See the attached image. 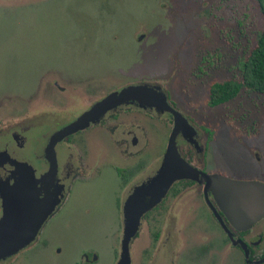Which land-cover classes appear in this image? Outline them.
<instances>
[{"label":"rangeland","instance_id":"rangeland-1","mask_svg":"<svg viewBox=\"0 0 264 264\" xmlns=\"http://www.w3.org/2000/svg\"><path fill=\"white\" fill-rule=\"evenodd\" d=\"M262 25L256 0H0V119L18 120L35 140L33 115L46 113L59 125L76 95L90 100L129 82L159 79L188 119L216 126L199 167L241 179L251 144L264 152V93L241 88L225 103L253 110L262 135L251 139L210 118L207 86L240 80L236 63ZM53 81L65 87L58 90ZM166 134L155 123L151 156L162 151ZM37 147L31 140L30 148ZM111 162L117 159L104 156L99 175L61 207L34 264H72L84 251L94 252L97 264H114L125 188L113 178Z\"/></svg>","mask_w":264,"mask_h":264},{"label":"flooded vegetation","instance_id":"flooded-vegetation-1","mask_svg":"<svg viewBox=\"0 0 264 264\" xmlns=\"http://www.w3.org/2000/svg\"><path fill=\"white\" fill-rule=\"evenodd\" d=\"M241 60L236 63L238 72ZM239 79L228 80L241 82L240 72ZM211 83L207 86L205 101L212 107L209 108L213 111L210 118L215 123L222 121L241 137L254 139L262 135V127L252 116L253 110L234 109L225 103L232 100L241 88L257 93L264 91L241 85L232 97L217 104H209L208 88ZM52 84L58 90L65 87L56 81ZM141 84L156 87L165 96L166 103L179 112L192 128L193 134L190 136H183L181 132L176 134L175 146L179 156L198 171L195 176L173 180L160 200L139 215L137 226L124 247L127 257L124 262L123 206L133 188L153 176L158 169L173 126L172 114L166 110L158 111L148 104H139L136 100L112 106L85 127L54 143L56 167L51 176L46 175L49 162L45 157V148L52 133L75 120L107 94L97 95L90 100H82L76 95L72 97V102L67 100L65 111L59 112L66 113L69 118L59 125L52 120L54 118H46V113L33 115L34 122L31 124L37 133L35 140L34 137L27 138L24 127L18 126V120L8 122L9 119L1 118L0 159L8 156L31 167L34 183L28 186L26 192H22L39 205L32 212L45 216L32 240L0 259V264H34V258L49 245L46 236L48 225L80 184L99 175L103 169L104 156L117 159V163L111 162L108 166L111 167L113 178L125 188L119 202L121 227L114 264H264V206L260 210L262 195L249 191L241 194L236 204L224 201L225 194L218 192L219 187L206 184L204 176L199 173L206 175L214 172L206 169L204 163L202 167L199 166L216 126H209L204 118L198 117L201 122L195 118L188 119L159 79L129 82L110 92ZM40 105L48 106V101L43 100ZM69 111L75 112L69 115ZM155 123H159L164 132L167 130V134L162 151L153 157L147 152V146L148 134ZM31 140L37 141L39 147L30 148ZM251 146L254 151L245 162L249 171L240 180L254 181L262 186L264 192V152L257 151L254 144ZM13 170L14 166L7 160H0V218L7 211L6 205L10 198L20 195V191L14 194L4 189L16 177L13 176ZM22 173L25 176L19 179L28 177L23 169ZM23 193L21 198L25 197ZM72 264H97V257L94 252L84 251Z\"/></svg>","mask_w":264,"mask_h":264},{"label":"water","instance_id":"water-1","mask_svg":"<svg viewBox=\"0 0 264 264\" xmlns=\"http://www.w3.org/2000/svg\"><path fill=\"white\" fill-rule=\"evenodd\" d=\"M136 100L139 104H148L154 106L158 111H169L173 116V126L168 135L165 151L162 156V161L156 170L155 174L146 181L135 186L132 192L128 195L123 206V238L122 261L126 262V250L124 249L128 238L134 232L139 215L147 208L153 206L163 196L170 183L179 178H193L198 172L193 167L188 165L178 154L175 146V136L181 132L183 136L193 134L192 128L187 124L181 114L173 110L165 101V96L154 87H149L144 84L128 85L121 88L119 91H113L104 96L100 101L95 103L90 109L80 114L75 120L67 125L57 129L50 136L49 142L45 148V157L49 162V167L46 175H53L56 167L53 145L66 135L85 127L89 121H94L99 115L107 109L117 104ZM1 155V153H0ZM0 160H7L14 166L12 171L13 176L16 175L11 185L5 186L4 189L16 194L20 191L17 197H11L7 202L6 211L0 218V259L14 253L20 247L27 244L34 237L39 225L45 214L32 212V209L38 208V204L33 201L25 193L28 186L33 182L31 167L25 162H18L7 157H2ZM28 173V177L23 180L20 176H25L22 173ZM206 184H213L219 187L218 192L225 194L224 201L238 203L241 199L240 195L246 192H253L262 195V204L260 210L264 206V192L261 185L254 181H246L233 179L217 173L203 174ZM30 179V180H29ZM0 182V190H2ZM5 184V182H4ZM23 191V192H22ZM24 198H21V194ZM31 210V211H30Z\"/></svg>","mask_w":264,"mask_h":264},{"label":"trees","instance_id":"trees-1","mask_svg":"<svg viewBox=\"0 0 264 264\" xmlns=\"http://www.w3.org/2000/svg\"><path fill=\"white\" fill-rule=\"evenodd\" d=\"M256 2L262 15L263 25L254 46L238 64L241 82L226 80L211 83L208 88L209 104H217L232 97L241 85L264 91V0H256Z\"/></svg>","mask_w":264,"mask_h":264}]
</instances>
